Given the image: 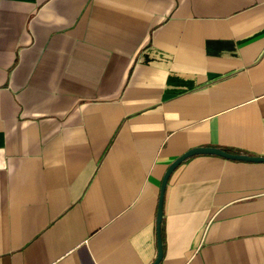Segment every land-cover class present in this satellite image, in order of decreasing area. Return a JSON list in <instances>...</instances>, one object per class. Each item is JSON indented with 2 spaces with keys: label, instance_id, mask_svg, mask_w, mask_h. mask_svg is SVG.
Here are the masks:
<instances>
[{
  "label": "crops",
  "instance_id": "crops-1",
  "mask_svg": "<svg viewBox=\"0 0 264 264\" xmlns=\"http://www.w3.org/2000/svg\"><path fill=\"white\" fill-rule=\"evenodd\" d=\"M201 146L264 157V0H0V264H153ZM163 205L158 264H264V161Z\"/></svg>",
  "mask_w": 264,
  "mask_h": 264
},
{
  "label": "water",
  "instance_id": "water-1",
  "mask_svg": "<svg viewBox=\"0 0 264 264\" xmlns=\"http://www.w3.org/2000/svg\"><path fill=\"white\" fill-rule=\"evenodd\" d=\"M196 154H214L223 156L229 159H238V160H248V161H264V157L261 156H251V155H245V154H238V153H231L221 148L216 147H197L188 150L183 155L178 157L167 169L166 175H164L162 184H161V191H160V197H159V203H158V211H157V236H158V255L156 258V261L153 264H158L163 257L164 249H163V240H162V219H163V203H164V195L166 191V187L169 181V178L171 174L174 172V170L188 157H191Z\"/></svg>",
  "mask_w": 264,
  "mask_h": 264
},
{
  "label": "trees",
  "instance_id": "trees-1",
  "mask_svg": "<svg viewBox=\"0 0 264 264\" xmlns=\"http://www.w3.org/2000/svg\"><path fill=\"white\" fill-rule=\"evenodd\" d=\"M162 221H163V219H162ZM163 222H164V221H163ZM163 222H162L161 233H162V237L165 238V237H164V224H163ZM163 238H162V240H163Z\"/></svg>",
  "mask_w": 264,
  "mask_h": 264
}]
</instances>
